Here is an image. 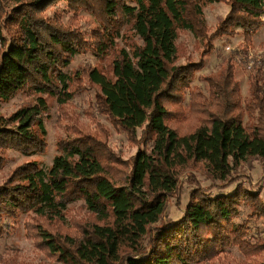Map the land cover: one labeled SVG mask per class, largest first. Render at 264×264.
<instances>
[{
    "label": "trees",
    "instance_id": "16d2710c",
    "mask_svg": "<svg viewBox=\"0 0 264 264\" xmlns=\"http://www.w3.org/2000/svg\"><path fill=\"white\" fill-rule=\"evenodd\" d=\"M13 2L6 21L16 33L7 38L6 29H0V109L25 90L39 97L34 106L11 117L0 114V150L26 156L45 152L42 116L48 105L41 96L56 97L64 105L83 83L99 90V112L140 148L124 162L103 133L75 129L74 137L60 143V154L50 167L25 164L0 185V229L7 217L32 215L38 220L27 226L29 235L62 264H200L214 261L231 246L239 247L246 258L264 253V239L247 242L248 228L236 223L243 205L264 219V202L240 186L217 196L198 186L178 222L154 227L189 167L202 164L213 179L226 181L248 158L264 162V71H255L251 97L245 99L229 60L205 79L208 96L192 90L189 115L184 107L214 41L242 31L250 45L263 25L264 0H228L230 12L214 32L207 26L203 4L222 0ZM59 2L75 15L83 10L94 16L98 26L89 40L77 16L66 22L45 16ZM126 28L139 43L131 52L117 51ZM185 32L207 53L198 63H180L185 50L178 40ZM87 51L111 59L110 70L66 73L75 57ZM78 201L94 217L80 235L45 226L65 224L68 206ZM257 264H264V258Z\"/></svg>",
    "mask_w": 264,
    "mask_h": 264
},
{
    "label": "rangeland",
    "instance_id": "374dc122",
    "mask_svg": "<svg viewBox=\"0 0 264 264\" xmlns=\"http://www.w3.org/2000/svg\"><path fill=\"white\" fill-rule=\"evenodd\" d=\"M13 3V0H0V29H6L7 38L13 37L16 33V29L14 30L6 21V18L12 14ZM203 12L207 26L211 32H214L230 12V5L228 0H222L215 4L205 3ZM45 16L47 18L59 16L64 22L77 16L87 40L98 26V22L92 14L82 10L75 15L68 9L65 2H59L50 7ZM138 43V37L126 28L118 41L117 51L124 48L131 52ZM178 44L182 45L185 50V59H182L180 63H185L188 60L198 63L202 56L207 54L203 44H200L191 32L182 33ZM229 60L236 67V78L241 84L244 98L249 99L252 76L257 70L264 71V17L262 28L254 35L249 46L245 43L242 31L235 36L214 41L213 51L204 58V68L197 71L191 90L186 95L184 107L187 115L190 113V92L200 90L208 96L209 84L205 79L217 74ZM110 62L111 59L101 60L93 52L87 51L75 57L65 72L73 74L79 71L84 74L85 70L96 67L107 73L110 70ZM82 86L74 94L72 100L64 105H61L56 97L41 96L48 105L47 112L42 116L46 129V150L41 154L31 156L23 155L14 149L0 150V163L3 165L0 168V185L5 183L18 167L25 164L34 162L45 169L50 167L54 158L60 154V143L74 137V130L80 127L87 128L94 133H103L109 140L110 148L124 162L132 159L138 152L140 146L132 143L123 130L117 128L108 116L99 112L96 102V94L99 90L87 83H83ZM38 97L30 90L20 92L2 105L0 114L7 118L11 117L23 108L34 106ZM248 120L249 117L245 114V123ZM140 137L141 131L137 133L138 140ZM198 186L211 189L210 192L213 196L230 194L234 192L236 186H240L259 194L264 202V162L257 157L248 158L234 167L231 177L226 181L213 179L202 164L189 167L181 175L178 189L168 198L166 211L154 227H169L178 222L189 203L192 191ZM65 217V224L53 222L45 224V226L53 232L80 235L81 228L94 221L93 215L87 210L83 201L69 205ZM37 220H34L33 216L28 213H20L15 218L7 217L5 219L6 225L0 229V264H62L40 248L34 235L32 237L29 235L27 226L36 223ZM236 223L245 224L248 228V233L245 236L247 242L258 244L264 239V219L253 215L249 206L241 207V214L236 219ZM145 244H147V240ZM263 258L264 253L246 258L239 247L231 246L222 250L214 261L200 264H257Z\"/></svg>",
    "mask_w": 264,
    "mask_h": 264
}]
</instances>
